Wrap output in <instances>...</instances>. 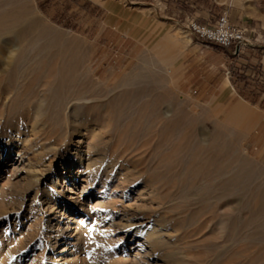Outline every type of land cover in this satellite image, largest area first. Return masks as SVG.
Returning <instances> with one entry per match:
<instances>
[{"label": "rangeland", "instance_id": "rangeland-1", "mask_svg": "<svg viewBox=\"0 0 264 264\" xmlns=\"http://www.w3.org/2000/svg\"><path fill=\"white\" fill-rule=\"evenodd\" d=\"M46 1L0 0V150L22 157L8 180L0 166V264H264V36L187 50L178 26L131 51L91 2ZM77 153L91 167L66 188L97 206L61 215L45 192ZM70 218L85 244L51 227Z\"/></svg>", "mask_w": 264, "mask_h": 264}, {"label": "crops", "instance_id": "crops-1", "mask_svg": "<svg viewBox=\"0 0 264 264\" xmlns=\"http://www.w3.org/2000/svg\"><path fill=\"white\" fill-rule=\"evenodd\" d=\"M50 1L53 3L58 0ZM87 1L91 2L92 6H96V13H103L101 20L98 21V27L101 28L100 32H106V28L110 29L107 30V33H110L111 38L113 36L116 37V43H119L120 40L116 35H113L111 30L133 40L134 43H131L130 40L124 41L131 51L137 49L138 44L144 47L146 43L154 40L159 34H161L159 40H162V38H165L164 34L165 36L170 34L178 26L183 27L187 32L188 42L186 49L188 50L193 45L191 35L187 30L188 24L192 21L200 24L213 23L215 18L221 15L222 4H225L217 0ZM38 13H43V11L39 8ZM224 14L232 24L245 29L246 35L249 31L258 37L264 36V3L260 0L251 4H246V2L242 1L233 2L229 4V9ZM194 18L204 19L205 21L195 20ZM193 38L197 39L196 37ZM199 41L205 44H213L208 41ZM221 48L233 49L232 47Z\"/></svg>", "mask_w": 264, "mask_h": 264}, {"label": "bare ground", "instance_id": "bare-ground-1", "mask_svg": "<svg viewBox=\"0 0 264 264\" xmlns=\"http://www.w3.org/2000/svg\"><path fill=\"white\" fill-rule=\"evenodd\" d=\"M15 18H17V17H15ZM17 21H18V18L16 19V22ZM20 22L21 21H19V23ZM164 37L165 38L163 39L162 44L163 43H173V44L176 43L175 39L170 38L167 35L165 36V34H164ZM90 101H91V99H87L85 97L73 99L71 101V104L67 107V114L70 111L69 108H71V105H73L74 108H77L79 106L85 105L86 103H89ZM76 113H77V111L74 110L71 114L70 113L69 114L72 117V115H74ZM241 114H242L241 107L236 106L231 111L230 116L237 117V116H240ZM15 132L16 133L19 132L18 128ZM68 132H70L69 134L71 137L76 136L78 134L76 126H72L71 128H69ZM13 134L14 133L11 132V136L6 139L7 142L11 143L16 138L17 134H15V135H13ZM80 141H79V143H80ZM71 155L72 154H70V156ZM70 156L68 154L67 157L63 158V160L61 161V164L59 166L55 167L53 179H52L50 186L48 188L49 190H46V192H45L44 201L46 204H51L50 209H54L55 207H58L57 205H60L59 209L61 211L60 212L61 215H64L66 212H69L71 208H75L74 211L77 213H80V214L84 213V212L90 213L93 208H96V206H97L96 203L93 206H88V204L90 203L89 197L86 198V200H84L81 198V195L77 196L74 193V190L69 192L70 189L68 187L66 188V186L68 185V182H70V179H72L73 183L76 180H77V183H79L80 178L82 177V175L84 173L88 172L87 170L91 167L90 166L91 164L90 165L89 164H83V162L81 160V155L78 156V153L73 154L74 158H70L68 160V162H66V159ZM77 157H78V160L76 159ZM3 160H4V162H6V165L10 164L9 165L10 168L6 172L7 173L6 174V180H8L12 175H14L16 173L17 167L15 166V164H17V165L22 164V157L20 156L19 151L17 152V154H14V151H10V152L5 151L4 152L3 150H0V166L1 167L3 164ZM75 161H77V162H75ZM74 163H77V166L75 167L76 168L75 172H72L71 167H73ZM46 167L47 168H45L43 165H39L36 168H33L31 170V174L33 175V177L36 178L35 181L37 183L40 181L39 175H42L46 170L50 169V165H48ZM87 174H86V178H91V176H89ZM92 182L93 181H91V183ZM91 183H90V181H86L84 183L85 185L82 184V189H81L80 193L85 191L86 187ZM89 224H90V222L84 221L82 219L70 218V219L66 220L62 225L55 224V226H51V227L56 228L60 231H63L64 229L72 227L73 231H76L78 233L77 238L75 240V244H74V246H77L80 244H85L87 237H88V234H89V230L87 228L89 226ZM91 224H94V221H92ZM62 243H65V242H62ZM57 244H58V242H56V245ZM74 246H73V248H74ZM66 248L67 247H65L63 250H66ZM69 248H72V247L69 246Z\"/></svg>", "mask_w": 264, "mask_h": 264}, {"label": "built area", "instance_id": "built-area-1", "mask_svg": "<svg viewBox=\"0 0 264 264\" xmlns=\"http://www.w3.org/2000/svg\"><path fill=\"white\" fill-rule=\"evenodd\" d=\"M187 30L190 35L201 41H208L220 47L233 48L234 54H240L251 46L246 31L233 25L225 14L220 15L212 24H200L192 21Z\"/></svg>", "mask_w": 264, "mask_h": 264}]
</instances>
